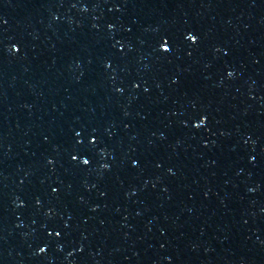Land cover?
Segmentation results:
<instances>
[{
    "label": "water",
    "instance_id": "95a60500",
    "mask_svg": "<svg viewBox=\"0 0 264 264\" xmlns=\"http://www.w3.org/2000/svg\"><path fill=\"white\" fill-rule=\"evenodd\" d=\"M1 264H264V0H0Z\"/></svg>",
    "mask_w": 264,
    "mask_h": 264
}]
</instances>
